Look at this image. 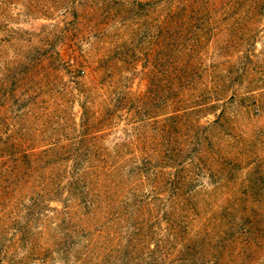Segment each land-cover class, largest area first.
I'll list each match as a JSON object with an SVG mask.
<instances>
[{
	"label": "trees",
	"instance_id": "obj_1",
	"mask_svg": "<svg viewBox=\"0 0 264 264\" xmlns=\"http://www.w3.org/2000/svg\"><path fill=\"white\" fill-rule=\"evenodd\" d=\"M207 1L0 0V57L21 34L10 26L21 14L51 18L61 9L58 24L64 23L65 29L29 32L49 39L67 36L79 16L94 17L112 8L136 15L162 6L159 31L169 61L176 62L182 54L180 42L193 34L186 26L206 9ZM227 1L233 8L241 0ZM262 2L250 0V5ZM92 19L90 32L97 30ZM132 20L121 23L128 35L136 31ZM17 57L24 55L15 53L6 59V69H0V107L13 106L19 145L17 164L7 171L9 195L16 190L19 197L12 227L16 237L11 239L15 247L0 248V264H142L147 258L155 264L215 263L218 257L210 237L217 231L225 234L227 225L238 228L240 224L234 217L240 203L212 198L209 193L222 185L203 181L210 179L215 167L227 165V100L220 103L224 96L217 98L223 89L198 86L202 75L197 69H164L163 123L144 137L140 129L148 121L141 112L150 104L149 94L135 95L112 85L117 78L112 71L107 75L109 82L102 73V84L97 80L82 87L71 80L69 94L71 100L81 97V115L78 123L70 118L61 128L54 112L55 120L40 109L44 73L24 63L25 69L16 75L12 69ZM11 81L18 84L12 86ZM235 96L249 100L244 109L259 106L252 93L231 92L230 97ZM120 110L128 123L124 130L132 128L135 136L109 143L112 119ZM209 115L214 118L208 119ZM247 204L249 228L258 226L263 231L264 200ZM181 231L194 233L197 245L179 247L181 239L176 235ZM221 247L220 257L225 249Z\"/></svg>",
	"mask_w": 264,
	"mask_h": 264
},
{
	"label": "rangeland",
	"instance_id": "obj_2",
	"mask_svg": "<svg viewBox=\"0 0 264 264\" xmlns=\"http://www.w3.org/2000/svg\"><path fill=\"white\" fill-rule=\"evenodd\" d=\"M14 7L22 10L19 4ZM161 8L156 12L142 11L136 15L118 13L113 8L112 11L103 9L94 17L79 16L75 21L77 26H69L67 36L51 35L49 39L37 38L29 35V32H37L41 28L46 31L65 29L64 23L58 24L61 9L49 15L51 18L21 14L10 23L11 27L20 29L21 34L12 41L13 45L8 43L3 51L0 69H6V59L20 52L24 57H17V66L12 69L16 75L25 69L24 63H31L34 65L32 69L44 73L40 81V109L50 112L54 120L57 117L61 128L66 127L70 118L78 123L81 115V97L76 96L71 100L70 81L74 80L79 86L87 87L97 80L102 84V73L106 74V81L109 82V71L115 72L117 78L112 85L120 86L125 92L135 95L149 94L151 98V105H147L146 110L141 112L148 121L140 129L144 137L149 136L148 131H153L154 126L163 123L166 111L162 104L164 69H197L202 75L198 86L207 84L222 88L223 92L217 98L224 96L220 103L227 100L224 105L227 115L224 125L228 143L227 165L215 167L210 179L204 177L203 181L224 185L221 190L208 192L212 198L224 197L227 201L236 199L240 203L234 210L235 219L240 221L238 228L227 225L225 234L217 231L213 238L210 237L209 241L216 247L212 249L218 257L213 264H264V230L258 226L249 228L248 216L251 210L249 215L246 214L249 201L264 200V2L251 6L250 0H241L232 8V3L227 0L207 1L206 9L186 26L193 32V36L187 35L180 42L182 54L176 62L169 61L167 45L159 31ZM132 17L130 25L136 31L128 35L121 23L129 22ZM90 19L97 22V30L93 32L89 31ZM11 84L16 86L18 83L11 81ZM231 92L236 95L252 93L256 95L259 106L244 109L249 100H241L239 96L231 98ZM12 107H0L1 250L15 247L11 242L12 237H16L12 227L16 224L14 219H17L19 205L16 190L10 197L7 188V171L16 166L19 149L18 119ZM123 115L122 110L114 115L112 131L107 140L109 143L135 136L136 131L132 128L124 130L128 123ZM207 118L213 119L214 116L209 115ZM213 185L207 187L210 192H213ZM241 222L244 223L242 226ZM176 236L181 239V248L197 245L194 233L181 231ZM220 246H225L221 257L218 249ZM147 259L142 264H155L154 259ZM134 264L140 263L137 261Z\"/></svg>",
	"mask_w": 264,
	"mask_h": 264
}]
</instances>
